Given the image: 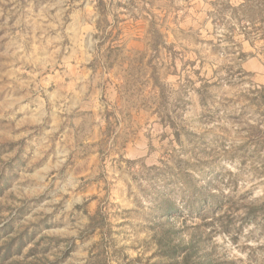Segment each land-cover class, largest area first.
Here are the masks:
<instances>
[{
  "label": "rangeland",
  "instance_id": "rangeland-1",
  "mask_svg": "<svg viewBox=\"0 0 264 264\" xmlns=\"http://www.w3.org/2000/svg\"><path fill=\"white\" fill-rule=\"evenodd\" d=\"M0 264H264V0H0Z\"/></svg>",
  "mask_w": 264,
  "mask_h": 264
},
{
  "label": "trees",
  "instance_id": "trees-1",
  "mask_svg": "<svg viewBox=\"0 0 264 264\" xmlns=\"http://www.w3.org/2000/svg\"><path fill=\"white\" fill-rule=\"evenodd\" d=\"M262 206H260V207H257L256 209H251L252 211H249L248 213H247V216L248 217H251V216H256L257 214H259V213H261V208ZM255 218V217H254Z\"/></svg>",
  "mask_w": 264,
  "mask_h": 264
},
{
  "label": "crops",
  "instance_id": "crops-1",
  "mask_svg": "<svg viewBox=\"0 0 264 264\" xmlns=\"http://www.w3.org/2000/svg\"><path fill=\"white\" fill-rule=\"evenodd\" d=\"M256 63H258V62H257V61H253V62L251 63V64H252V68H254V69H253V72H256V70H257V69L255 68V67H256Z\"/></svg>",
  "mask_w": 264,
  "mask_h": 264
}]
</instances>
